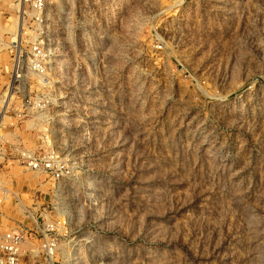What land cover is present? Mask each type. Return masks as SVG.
<instances>
[{"label":"rangeland","instance_id":"rangeland-1","mask_svg":"<svg viewBox=\"0 0 264 264\" xmlns=\"http://www.w3.org/2000/svg\"><path fill=\"white\" fill-rule=\"evenodd\" d=\"M37 33L46 70L11 92L1 44L0 96L71 174L7 180L66 217L57 264H264V0H52Z\"/></svg>","mask_w":264,"mask_h":264},{"label":"built area","instance_id":"built-area-1","mask_svg":"<svg viewBox=\"0 0 264 264\" xmlns=\"http://www.w3.org/2000/svg\"><path fill=\"white\" fill-rule=\"evenodd\" d=\"M0 0V6H6L9 12H2L9 21H21L20 39H15V32L0 33L1 44L7 46L11 56V80L9 85L24 82L28 69L31 74L41 76L46 70L49 53L39 33L44 30L46 11L52 0ZM4 38V39H3ZM162 47L159 46V49ZM26 64V68L24 65ZM41 78V77H40ZM8 89V90H9ZM0 96V264H57L62 243L70 238L72 232L66 217L52 215L47 209L33 210L35 198L31 205H25L9 186L8 167L11 163L19 165L26 173L45 178L50 185L71 174L67 161L54 149L44 146L28 148L22 136L17 134L20 124L26 122L24 133L36 130L38 126L34 114L41 108L40 102L24 99L18 110L13 109V95L6 105ZM14 113V116L12 115ZM48 138L45 137V142ZM50 183V184H49ZM54 185V184H53ZM38 192H41L40 190ZM37 192V193H38ZM21 216L25 221L16 220Z\"/></svg>","mask_w":264,"mask_h":264},{"label":"bare ground","instance_id":"bare-ground-1","mask_svg":"<svg viewBox=\"0 0 264 264\" xmlns=\"http://www.w3.org/2000/svg\"><path fill=\"white\" fill-rule=\"evenodd\" d=\"M14 0H11L9 3H12ZM21 22V21H20ZM21 28V27H20ZM6 30V29H5ZM19 30H21V29H19ZM19 34H20V32H19ZM18 36V35H17ZM20 36V35H19ZM19 39L20 38H18V41H19ZM11 93L9 92L8 94H7V98H6V105L8 104V102H9V100L11 99ZM5 102V101H4Z\"/></svg>","mask_w":264,"mask_h":264}]
</instances>
